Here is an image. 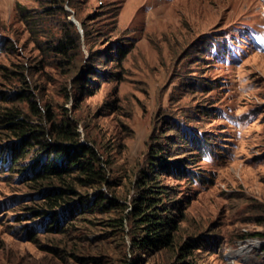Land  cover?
Listing matches in <instances>:
<instances>
[{
    "label": "rangeland",
    "instance_id": "1",
    "mask_svg": "<svg viewBox=\"0 0 264 264\" xmlns=\"http://www.w3.org/2000/svg\"><path fill=\"white\" fill-rule=\"evenodd\" d=\"M68 2V15L44 16L31 32L19 7L34 16L42 2L0 0V92L25 78L40 104L66 108L81 139L111 162V187L102 189L121 204L131 200L151 135L164 136L179 147L169 160L182 166L162 175L176 201L175 249L189 239L196 246L185 263L264 264V0ZM64 21L73 26L61 30ZM63 33L66 56L44 49ZM192 129L212 142L199 158L187 155L200 142ZM28 192L18 174L0 170V264L174 260L173 248L133 251L127 224L106 227L120 212L47 232L26 214Z\"/></svg>",
    "mask_w": 264,
    "mask_h": 264
},
{
    "label": "trees",
    "instance_id": "2",
    "mask_svg": "<svg viewBox=\"0 0 264 264\" xmlns=\"http://www.w3.org/2000/svg\"><path fill=\"white\" fill-rule=\"evenodd\" d=\"M40 1L42 7L34 16L28 10H20V7L18 10L21 21L31 32L33 28L38 29L44 16L57 11L64 16L69 14L63 9L68 0ZM66 26L73 24L64 21L60 29ZM81 27L86 34L83 22ZM75 34L79 39L77 32ZM62 35L63 38L56 42H45L44 49L66 56L71 40L66 34ZM118 48L119 57H122L124 47ZM17 80L21 81L18 89L0 92V170L18 174L28 188L26 196L34 206H28L26 214L38 219V225L47 232H60L64 224L83 215L120 212L121 216L108 218L105 225L123 231L127 224L133 251L173 248L174 260L167 264H190L185 263V259L191 247L196 246H191L189 239L175 249L173 233L177 218L173 211L177 208L176 201L169 199L171 189L162 180L165 172L182 167L178 160H169L175 159L173 150L178 146L164 136L151 135L147 161L135 174L131 200L128 205L121 204L107 197L102 189L111 187V162L104 152L89 140L81 139L78 122L66 108L60 106L53 110L48 104H40L25 78ZM192 133L200 142L187 155L193 153L199 158L212 142L193 129ZM182 138L190 144L186 136ZM168 143L171 144L167 146ZM192 175V179L201 181L197 173Z\"/></svg>",
    "mask_w": 264,
    "mask_h": 264
},
{
    "label": "water",
    "instance_id": "3",
    "mask_svg": "<svg viewBox=\"0 0 264 264\" xmlns=\"http://www.w3.org/2000/svg\"><path fill=\"white\" fill-rule=\"evenodd\" d=\"M72 22H75L74 19L71 20Z\"/></svg>",
    "mask_w": 264,
    "mask_h": 264
}]
</instances>
